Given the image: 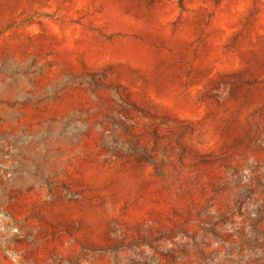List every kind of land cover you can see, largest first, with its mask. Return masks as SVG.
Returning <instances> with one entry per match:
<instances>
[{
	"label": "rangeland",
	"instance_id": "1",
	"mask_svg": "<svg viewBox=\"0 0 264 264\" xmlns=\"http://www.w3.org/2000/svg\"><path fill=\"white\" fill-rule=\"evenodd\" d=\"M0 264H264V0H0Z\"/></svg>",
	"mask_w": 264,
	"mask_h": 264
}]
</instances>
